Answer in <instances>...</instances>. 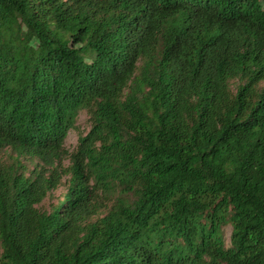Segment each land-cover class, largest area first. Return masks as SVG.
<instances>
[{
	"label": "trees",
	"instance_id": "obj_1",
	"mask_svg": "<svg viewBox=\"0 0 264 264\" xmlns=\"http://www.w3.org/2000/svg\"><path fill=\"white\" fill-rule=\"evenodd\" d=\"M8 150L0 264H264V0H0Z\"/></svg>",
	"mask_w": 264,
	"mask_h": 264
},
{
	"label": "rangeland",
	"instance_id": "obj_2",
	"mask_svg": "<svg viewBox=\"0 0 264 264\" xmlns=\"http://www.w3.org/2000/svg\"><path fill=\"white\" fill-rule=\"evenodd\" d=\"M91 127L92 125L89 116L85 112H82L78 118L76 129L69 134L66 141V149L70 152V154H73L76 151L78 147L79 137L86 136L90 132ZM11 154H12L11 150H8L7 152L1 154L0 163L9 161V156ZM22 161L30 170L34 169L35 165L33 164V162H31V160H27L23 158ZM69 164H70L69 160H66L64 162V165L66 167L69 166ZM66 189L67 187L64 181L63 185L54 193L55 199L53 200V202H55L56 199H61V197L66 193ZM105 212L106 211H103L102 214H105ZM230 232H231L230 227L225 229V236L228 242L230 238Z\"/></svg>",
	"mask_w": 264,
	"mask_h": 264
}]
</instances>
